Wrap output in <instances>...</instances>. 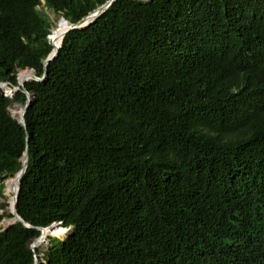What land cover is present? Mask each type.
<instances>
[{"label": "trees", "instance_id": "obj_1", "mask_svg": "<svg viewBox=\"0 0 264 264\" xmlns=\"http://www.w3.org/2000/svg\"><path fill=\"white\" fill-rule=\"evenodd\" d=\"M103 1L0 0V81ZM45 69L24 126L0 88V193L26 149L15 210L67 232L14 220L0 264H264V0H113Z\"/></svg>", "mask_w": 264, "mask_h": 264}, {"label": "water", "instance_id": "obj_2", "mask_svg": "<svg viewBox=\"0 0 264 264\" xmlns=\"http://www.w3.org/2000/svg\"><path fill=\"white\" fill-rule=\"evenodd\" d=\"M113 0H104L103 2H101L100 4L96 5L95 7H93L92 9L88 10L84 15H82L81 17H79L77 20L72 21V22H68L63 16H59L60 19L63 20L64 22V27L62 28L60 35V41L58 43H55V45L53 46L52 43L50 42V39L48 38L49 32L46 34V38L48 40V42L51 45V48L49 50V52L46 54V56L43 58L42 60V73L40 75H36L33 72V69L31 67H26L25 69L28 70L29 75L27 78H23L21 81L17 80L16 75H15V79H16V84H9L8 81L4 80V81H0V88L3 90L4 94H6L7 96H12L13 92L20 88L21 91L24 93V102L21 104L20 108H19V112L17 116H14L10 111V114L15 117L17 119V121L24 126V122H23V113L27 107V104L29 102V92L27 91V89L24 86V82L25 80H27L28 78L31 79H36V80H42L45 78L46 76V69H45V65L46 63L51 60L52 58L55 57V55L58 52V47L59 44L61 42L62 36L65 34V32H67L69 29L71 28H76L82 25H85L87 22H89L92 18H94L96 15H98L100 12H102ZM17 74V72H16ZM4 86H8L10 87V91L9 92H5ZM25 139L27 141V134H25ZM26 160H27V150L24 149L23 153L21 154V156L19 157V167L18 169L14 172L13 175H15L17 182L19 177L22 175L24 168H25V164H26ZM17 189H18V184L14 193V197H13V202H12V207L11 210L9 211L11 219L10 221H8L5 225L0 226V230L4 229L7 224H9L10 222L14 221V220H18L20 221L23 225L28 226V227H33L39 230V233L37 236H34L33 238L30 239L29 241V247L34 251L35 247L37 246L38 242L43 240L41 231L43 230L44 227L46 226H53L55 223V221L49 223L46 226H42V225H33L31 224L28 220H24L23 218H21L16 210H15V202L17 199ZM49 236V235H48ZM48 236L45 238V240L47 242H49V238ZM38 262V256H36V254H33V262L32 264H37Z\"/></svg>", "mask_w": 264, "mask_h": 264}, {"label": "bare ground", "instance_id": "obj_3", "mask_svg": "<svg viewBox=\"0 0 264 264\" xmlns=\"http://www.w3.org/2000/svg\"><path fill=\"white\" fill-rule=\"evenodd\" d=\"M58 20H61L60 21V23L62 24L61 25V28H63L64 27V22H63V20L62 19H58ZM56 23H57V21H56ZM58 27V26H57ZM51 29V33H52V28H50ZM53 34V33H52ZM57 34L58 35V37L57 36H55V35ZM54 43H53V46L55 45V43H58L59 41H60V38H61V35H60V30H59V32L55 29V31H54ZM23 73H28L29 74V72H28V70H25V71H22L21 72V76L19 77V81H21L23 78H22V74ZM28 76H26V77H24V78H27ZM4 89H5V92H9L11 89H9V87L8 86H4ZM18 112H19V110L17 109L16 111H15V113H13V115L14 116H17L18 115ZM11 181H14L15 182V187H14V189H13V196L11 197V200H10V202H9V205H7V207L5 208V211L6 212H9L10 210H11V207H12V202H13V197H14V193H15V190H16V187H17V179H16V177H15V175L14 176H12L10 179H9V183L11 182ZM5 189V188H4ZM8 202V201H7ZM9 206V207H8ZM6 218V219H5ZM11 219V217H8V216H5V217H3L2 218V220L0 221V226H2V225H5L8 221H10V219ZM5 219V220H4ZM4 220V221H3ZM3 221V222H2ZM64 229V228H63ZM62 233V231H61V229L59 228V227H54V225L53 226H46V227H44L43 228V230L41 231V234H42V237H43V240L42 241H40V242H38V246L39 245H41L42 243H43V241H45V238L48 236V235H56V236H58V234H61ZM37 256V255H36Z\"/></svg>", "mask_w": 264, "mask_h": 264}, {"label": "rangeland", "instance_id": "obj_4", "mask_svg": "<svg viewBox=\"0 0 264 264\" xmlns=\"http://www.w3.org/2000/svg\"><path fill=\"white\" fill-rule=\"evenodd\" d=\"M46 12L49 14L50 17L53 16L52 12H50L49 10H46ZM58 18H59V17H58ZM58 18L56 19L57 23H56V21H55V23L51 26L53 32L55 31V29H56L58 32H59V30H60V32H61V30H62V28H61V25H62V24L60 23V21L58 20ZM57 26H58V27H57ZM54 35H55V34H54ZM55 36L58 37L57 34H56ZM23 69H25V68H23ZM20 70H21V69H20ZM18 71H19V70H18ZM21 72H22V71H21ZM28 79H29V78H28ZM9 89H10V87H9ZM20 106H21L20 103H18V102H12V103L9 104V106H8V110L13 114V113H15V111H16L17 109L19 110ZM2 176H3V177H2V179H3L4 176H5V174H3ZM6 176H8V175H6ZM10 200H11V197L8 199V196L3 192V187H2V191H1V193H0V204H2V206H1V208H0V212L6 214V215H4L3 217L8 216L7 214H8L9 212H6V211H5V207H7L8 203L10 202ZM7 201H8V202H7ZM3 211H4V212H3ZM3 217H2V218H3ZM2 218H1V219H2ZM5 219H6V218H5ZM5 219H4V220H5ZM9 219H10V218H9ZM4 220H3V221H4ZM54 223H55V224H54V227H59V228L61 229V231H62V233H61V234H58L57 237H61V238L65 237L66 232H67V229H66L65 227L61 226L60 223H59L58 221H55ZM63 228H64V229H63ZM49 236H54V235H49ZM55 236H56V235H55ZM47 243H48V242L45 240V241H43V243H42L41 245L38 246V249L40 250L39 253H38V255H39L40 257L42 256L43 250L45 249V246H46Z\"/></svg>", "mask_w": 264, "mask_h": 264}, {"label": "clouds", "instance_id": "obj_5", "mask_svg": "<svg viewBox=\"0 0 264 264\" xmlns=\"http://www.w3.org/2000/svg\"><path fill=\"white\" fill-rule=\"evenodd\" d=\"M64 227V226H63ZM49 238V237H48Z\"/></svg>", "mask_w": 264, "mask_h": 264}]
</instances>
